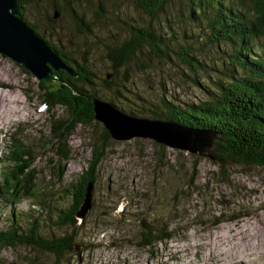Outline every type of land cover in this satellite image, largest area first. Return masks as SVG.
Segmentation results:
<instances>
[{"label":"rangeland","instance_id":"rangeland-1","mask_svg":"<svg viewBox=\"0 0 264 264\" xmlns=\"http://www.w3.org/2000/svg\"><path fill=\"white\" fill-rule=\"evenodd\" d=\"M250 2L229 1L243 10H250ZM55 5L57 20L52 18ZM72 11L83 16L88 33L80 32ZM168 12L166 23L163 14L151 20L135 0H44L35 7L25 6L23 14L26 23L36 25V33L57 50L71 53L78 63L87 58L96 77V99L127 115L154 107L160 110L162 98L180 107L196 104L211 96L208 91L222 81L219 56H225L220 52H230L235 45L208 43L206 24L195 30L184 2H175ZM149 25L166 38L169 58H159L161 54L143 46L114 76L108 52L131 39L130 27ZM169 30L170 37H165ZM189 47L201 65H194V70L178 55L181 48ZM252 50L262 56L264 38L256 40ZM107 75L108 81L115 79L108 89L103 85ZM38 83L24 68L0 55V181L11 167L6 155L9 134L15 131H20V139L35 158L36 171L34 197L21 196L18 203L0 192V231H11L13 215L21 227L37 219L44 238L73 234L78 250L55 257L16 245L0 252V264H264V168L231 163L223 174L209 157L213 145L192 155L161 149L148 139H105L103 125L93 121L78 126L69 137L72 156L64 176L57 180L55 157L47 145L53 139V119L40 104ZM69 115L68 109L54 110L55 120L64 121ZM96 140L107 149L94 175L92 209L76 228L52 231L48 215L70 204L66 191L87 169ZM146 226L170 238L141 248Z\"/></svg>","mask_w":264,"mask_h":264},{"label":"trees","instance_id":"trees-1","mask_svg":"<svg viewBox=\"0 0 264 264\" xmlns=\"http://www.w3.org/2000/svg\"><path fill=\"white\" fill-rule=\"evenodd\" d=\"M43 1L17 0V16L38 37L40 36L36 33L38 30L36 25L27 24L23 13L25 6L35 7L41 5ZM135 1L151 20L157 19L162 14L166 19L167 14L170 15L169 9L175 2H184L189 11V19L196 25L195 30H198L197 25L206 24L210 32L208 43L218 46L221 43H233L235 46L230 52H220L226 58L225 60L224 57L219 56L218 72L222 81L218 80L216 88L208 91L211 96L206 95L198 103L186 104L184 107L175 106L162 98L160 110L154 107L152 110L142 112H127V115L136 119L172 122L213 134V148H210L209 157L214 159L223 174L226 172V165L231 163L264 168V54L261 56L252 50L253 43L264 38V0H251L250 10L232 6L229 3L230 0ZM58 9L56 5L53 6L54 11ZM71 15L77 22L80 32L90 31L83 16H79L74 11ZM166 23H168L167 19ZM155 29L158 30L151 25L145 29L130 27L133 32L131 39L108 52L107 59L111 63L114 76H117L119 68H123L137 57L136 54L143 46H147L154 53L161 54L159 58H169L167 53L170 49L166 44V38L163 39L157 35ZM168 32L169 34H165V37H170L172 31ZM183 37L187 39L185 34ZM40 39L61 58L65 67L76 74L73 77L64 70L54 72L53 75L59 79V87L53 91L47 90L38 83L42 91L40 104L46 107V112L51 114L53 119L51 129L53 139L48 141L47 145L55 157L54 175L57 180H61L64 176V166L72 156V151L67 145L69 137L78 126L90 125L95 121L92 99L98 98L95 94L94 79L96 77L88 65L87 58L78 63L71 53H63L43 38L40 37ZM190 52H192L190 47L189 49L181 48L178 55L185 65L194 70V65H201ZM113 80L115 79L108 81L106 77L103 80L105 88H110ZM56 108L68 109L70 115L64 121L55 120ZM19 133L20 131H15L9 134L11 141L6 159L11 163V167L8 174L0 181V192L7 195L9 199H14L12 202L18 203L21 196H35L33 186L36 180L35 158L20 139ZM103 136L105 139L110 138L105 129ZM160 147L164 149L162 145ZM106 149L107 146L101 145L98 140L92 145L87 169L77 177L71 189L66 191L71 199L70 204L67 208L55 209L48 215L49 222L53 225L52 231L74 229L78 226L75 215L83 201L88 183H92L94 188V175L105 156ZM195 169L196 167L192 166V171ZM37 210L38 215L41 216V209L37 207ZM13 217L14 222L10 223L11 231H0V252L16 245L36 248L55 257L75 252L73 234L51 235V238L46 239L39 231L37 219L21 227L17 216L13 215ZM161 233H163L162 230L146 226L141 233L139 246L148 248L154 243H161L170 238L169 234L161 235ZM79 254L80 252L76 255Z\"/></svg>","mask_w":264,"mask_h":264},{"label":"water","instance_id":"water-1","mask_svg":"<svg viewBox=\"0 0 264 264\" xmlns=\"http://www.w3.org/2000/svg\"><path fill=\"white\" fill-rule=\"evenodd\" d=\"M17 14V0H0V55L24 68L49 91L59 87V79L53 75L54 72L64 70L75 77L76 74L64 66L61 58ZM58 17L59 13L54 11L52 18L57 20ZM92 105L94 120L101 123L110 138L116 141L148 139L165 148L192 155H200L213 145L214 135L206 131L172 122L136 119L99 99H92ZM92 192L93 184L88 183L75 215L78 224L92 208Z\"/></svg>","mask_w":264,"mask_h":264}]
</instances>
